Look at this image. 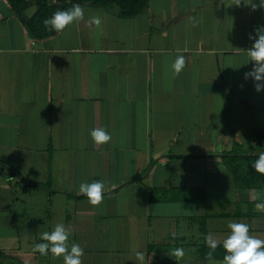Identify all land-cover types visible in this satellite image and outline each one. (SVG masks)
Segmentation results:
<instances>
[{
  "label": "crops",
  "instance_id": "crops-1",
  "mask_svg": "<svg viewBox=\"0 0 264 264\" xmlns=\"http://www.w3.org/2000/svg\"><path fill=\"white\" fill-rule=\"evenodd\" d=\"M232 2L149 0L134 17L80 5L100 29L81 21L36 41L0 0V264H63L33 252L57 223L83 264H137L136 251L177 264L176 247L179 264H208L206 235L222 240L232 220L264 238V189L239 190L221 159L234 140L260 152L264 134V90L245 79L264 9ZM178 55L186 67L173 77ZM99 127L110 143L93 142ZM96 180L93 207L78 189Z\"/></svg>",
  "mask_w": 264,
  "mask_h": 264
},
{
  "label": "clouds",
  "instance_id": "clouds-1",
  "mask_svg": "<svg viewBox=\"0 0 264 264\" xmlns=\"http://www.w3.org/2000/svg\"><path fill=\"white\" fill-rule=\"evenodd\" d=\"M53 3L56 0H52ZM246 4V3H245ZM232 5L239 7L241 0H233ZM252 10L264 9V0L259 3H250ZM85 21V12L79 4H73L67 10H58L50 18L43 20L45 28L56 32H63L74 23ZM190 25L196 27L198 21L194 17L189 18ZM89 28L93 26L100 29L102 18L99 15L91 16L85 21ZM253 40L251 48L246 51L249 61L254 62L251 71L245 73V79L251 78L257 92L264 90V27L255 30V36H249ZM186 67L184 55H178L171 64L173 77L178 76ZM90 136L96 145H104L111 142V134L103 127L94 128L90 131ZM255 171L264 175V151L259 152L258 159L252 163ZM105 184L102 180L91 183L82 182L78 189V195H84L88 203L93 207H98L103 202V192ZM258 211L264 212V202L256 203ZM229 233L221 240L212 233L205 237L206 246L209 249L205 254L208 264H264V238L252 235L250 226L247 223L228 221ZM72 233L63 223H57L51 231H44L40 234L41 243L33 246V252H38L41 256L51 254L55 258H62L63 264H83L84 249L78 243L69 246V238ZM223 248L225 255L218 261L214 257L218 247ZM183 247H176L171 252V257H175L177 264L185 256ZM135 261L137 264H145V252L136 251Z\"/></svg>",
  "mask_w": 264,
  "mask_h": 264
},
{
  "label": "trees",
  "instance_id": "trees-1",
  "mask_svg": "<svg viewBox=\"0 0 264 264\" xmlns=\"http://www.w3.org/2000/svg\"><path fill=\"white\" fill-rule=\"evenodd\" d=\"M8 1L16 16L22 21L30 37L36 41H43L58 35L60 32H56L54 30L50 31L45 28L43 20L50 18L53 13L58 10H67L71 8L73 4H89L106 10H111L116 6L119 10V16L134 17L143 12L148 7L149 2V0H56L55 3H53L52 0ZM30 8H35V12L32 15H28L27 13ZM258 135L260 136L261 151H264V134L261 133ZM258 154L259 152L242 151L237 147V140H234L232 150L223 152L221 155L223 165L231 173L234 183L239 190L248 191L253 189H264V175L257 173L252 167V163L258 159ZM33 185L44 187L49 186L48 184L38 183ZM69 196L77 198L76 195ZM251 206H253V204H251ZM238 213L235 214V216L239 214L241 215V213ZM256 214L253 213L250 215ZM205 221V219L201 220L204 224ZM208 250L209 249L207 248L206 243L199 248L198 255L201 259L205 260V254ZM224 255L225 252L222 246L218 247L214 253L216 260H222Z\"/></svg>",
  "mask_w": 264,
  "mask_h": 264
}]
</instances>
